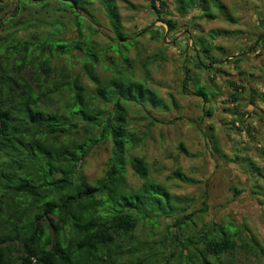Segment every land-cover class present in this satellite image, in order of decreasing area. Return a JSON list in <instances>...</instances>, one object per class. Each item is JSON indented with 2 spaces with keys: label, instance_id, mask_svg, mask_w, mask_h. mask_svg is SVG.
Masks as SVG:
<instances>
[{
  "label": "trees",
  "instance_id": "1",
  "mask_svg": "<svg viewBox=\"0 0 264 264\" xmlns=\"http://www.w3.org/2000/svg\"><path fill=\"white\" fill-rule=\"evenodd\" d=\"M51 1L61 9L53 10ZM216 1L220 15L237 24ZM150 3L157 17L185 19L198 10L201 19L217 18L206 0H173L171 7L166 0ZM100 15L112 34L105 45L95 40L103 37ZM171 18L166 23L174 34L178 28ZM162 34L153 25L127 34L118 0H14L10 7L0 0V264H242L240 252L264 264V247L246 235L247 226L213 222L199 228L203 216L188 213L191 200L152 179L144 159L129 156L146 139L133 122L148 120L149 108L169 107L129 73L128 52L146 35ZM262 43L264 33L254 45ZM213 51L205 39L183 51L184 93L193 83L194 92L188 91L205 104L210 95L192 70L212 73ZM245 56L228 63L237 65ZM100 66L111 76H99ZM228 82L238 101L245 88ZM238 123L242 118L233 121ZM107 144L106 169L91 183L84 174L87 159ZM129 167L143 181L140 186L129 183ZM168 180L196 183L180 171ZM159 220L172 225L156 240Z\"/></svg>",
  "mask_w": 264,
  "mask_h": 264
},
{
  "label": "rangeland",
  "instance_id": "2",
  "mask_svg": "<svg viewBox=\"0 0 264 264\" xmlns=\"http://www.w3.org/2000/svg\"><path fill=\"white\" fill-rule=\"evenodd\" d=\"M127 1L132 8L118 0L127 34L138 33L150 25L163 29L161 39L146 35L130 49L129 73L136 81L156 91L169 107L167 110L149 108L148 120L139 117L133 122L135 131L145 135L146 139L129 152L130 158L144 159L152 179L165 185L172 194L191 200L188 213L203 216L199 228L213 222L247 226L246 235L254 237L264 247V178L249 165L253 163L264 173V101L261 99L264 96V44L254 45L258 36L264 33V0H219L239 21L237 24L220 15L222 12H218L213 4L216 0H206L211 13L217 17L214 20L199 18L201 12L198 10L185 19L166 13L157 17L150 0ZM172 1L166 0L168 7ZM13 3L14 0H3L9 7ZM61 7L51 1L53 10L58 11ZM170 17L177 23L178 31L174 34H170L166 23ZM99 20L104 25L100 29L103 37L95 40L105 45L112 34L102 15ZM200 39L212 42L214 47L215 60L210 66L216 69L212 73L192 70L193 76L199 77L201 84L206 86L210 95L208 104L189 92L195 90L193 83L189 84V91L184 93L183 90V51L192 48ZM243 52L246 56L240 63H228L230 58H237ZM110 55L115 56V53ZM145 61L151 63L144 67ZM218 70L222 72L214 78L212 75ZM97 73L101 77L111 76L101 66ZM228 81L245 88L238 101H233L234 89ZM83 82L93 88L87 78ZM209 108H212L211 113L207 112ZM239 118L243 123H238V129L233 121ZM181 146L192 157L186 156ZM109 157V144L101 145L88 157L84 174L91 183L102 177ZM127 170L129 183L140 186L143 181L134 176L131 167ZM177 171L196 183L168 180ZM171 225L169 220H159L158 228L154 230L155 239H161ZM238 258L242 264H262L249 254L244 256L240 252ZM171 264L180 263L172 261Z\"/></svg>",
  "mask_w": 264,
  "mask_h": 264
},
{
  "label": "built area",
  "instance_id": "3",
  "mask_svg": "<svg viewBox=\"0 0 264 264\" xmlns=\"http://www.w3.org/2000/svg\"><path fill=\"white\" fill-rule=\"evenodd\" d=\"M238 125V124H237Z\"/></svg>",
  "mask_w": 264,
  "mask_h": 264
},
{
  "label": "water",
  "instance_id": "4",
  "mask_svg": "<svg viewBox=\"0 0 264 264\" xmlns=\"http://www.w3.org/2000/svg\"><path fill=\"white\" fill-rule=\"evenodd\" d=\"M236 58V57H235Z\"/></svg>",
  "mask_w": 264,
  "mask_h": 264
}]
</instances>
